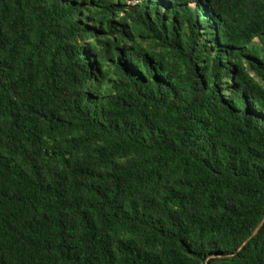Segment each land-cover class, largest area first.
<instances>
[{"label":"trees","instance_id":"16d2710c","mask_svg":"<svg viewBox=\"0 0 264 264\" xmlns=\"http://www.w3.org/2000/svg\"><path fill=\"white\" fill-rule=\"evenodd\" d=\"M0 264H264V0H0Z\"/></svg>","mask_w":264,"mask_h":264},{"label":"rangeland","instance_id":"374dc122","mask_svg":"<svg viewBox=\"0 0 264 264\" xmlns=\"http://www.w3.org/2000/svg\"><path fill=\"white\" fill-rule=\"evenodd\" d=\"M131 1H133V0H131Z\"/></svg>","mask_w":264,"mask_h":264}]
</instances>
